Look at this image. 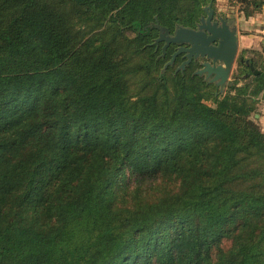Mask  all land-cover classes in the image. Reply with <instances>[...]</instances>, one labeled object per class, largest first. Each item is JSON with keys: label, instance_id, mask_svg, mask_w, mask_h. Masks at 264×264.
Segmentation results:
<instances>
[{"label": "trees", "instance_id": "1", "mask_svg": "<svg viewBox=\"0 0 264 264\" xmlns=\"http://www.w3.org/2000/svg\"><path fill=\"white\" fill-rule=\"evenodd\" d=\"M210 1L0 0V264H264V45L156 42Z\"/></svg>", "mask_w": 264, "mask_h": 264}, {"label": "water", "instance_id": "2", "mask_svg": "<svg viewBox=\"0 0 264 264\" xmlns=\"http://www.w3.org/2000/svg\"><path fill=\"white\" fill-rule=\"evenodd\" d=\"M204 10L206 15L200 17L198 28L178 26L173 34H169V28L163 27L156 42L165 41L162 47L164 51L172 42L189 43L188 46L180 45L168 62L173 63L179 53L185 52L186 59L180 64L181 68H185L193 56H206L212 61H205L204 66L196 72L201 74L206 72L207 78L212 75L209 80L223 86L229 81L238 54V32L236 26L231 25L226 18H222L220 24L213 20L215 10L213 0L204 6ZM216 40L218 43L213 44L212 42ZM251 67L254 68V65L251 64Z\"/></svg>", "mask_w": 264, "mask_h": 264}, {"label": "crops", "instance_id": "3", "mask_svg": "<svg viewBox=\"0 0 264 264\" xmlns=\"http://www.w3.org/2000/svg\"><path fill=\"white\" fill-rule=\"evenodd\" d=\"M254 15L255 14H250V15L234 14L231 17L232 20L231 25H234L237 28L239 47L241 46L246 47V52L247 49H251V48L262 49L261 47L264 45V15H258L259 21L261 22H258L256 26L254 25L255 24L254 23L255 19L253 18ZM242 18L243 20H245V23L242 21ZM250 28H253L254 31H257V33L250 31ZM253 43H256V45L252 46ZM263 57H264V53H263ZM259 109H260L259 119L264 129V101L260 104Z\"/></svg>", "mask_w": 264, "mask_h": 264}, {"label": "rangeland", "instance_id": "4", "mask_svg": "<svg viewBox=\"0 0 264 264\" xmlns=\"http://www.w3.org/2000/svg\"><path fill=\"white\" fill-rule=\"evenodd\" d=\"M244 1H246V0H243V1L242 0H214L213 5H214L215 10L222 12L225 15H230L232 17L233 13L238 14V15L245 14L244 11H242V7L245 3ZM248 1H253V0H248ZM253 14H255L253 18L255 19L254 25L256 26V24H258V22H261V21H259L258 15H264V9L261 8L259 10H256L253 12ZM242 21L245 23V20H243V18H242ZM250 31L257 33V31H254L253 28H250ZM255 45H256V43L252 44V46H255ZM245 55H247L246 47H243V46L239 47L238 59L240 56H245ZM238 59H236L234 66H233V69L236 68ZM262 68H264V64L262 65ZM233 69H232V71H233ZM231 78H232V75H230L229 81ZM226 84H224L223 86H219L220 91H225ZM208 102L211 103L212 101L208 100ZM259 112H260V109H259ZM258 117H259V114H258Z\"/></svg>", "mask_w": 264, "mask_h": 264}, {"label": "flooded vegetation", "instance_id": "5", "mask_svg": "<svg viewBox=\"0 0 264 264\" xmlns=\"http://www.w3.org/2000/svg\"><path fill=\"white\" fill-rule=\"evenodd\" d=\"M215 9V8H214ZM202 15H206V13H204V14H202ZM201 15V16H202ZM234 15V14H233ZM222 18H226L227 19V21L230 23V24H232L231 22H232V20H231V16L230 15H225V14H223L222 12H219V11H217V10H214V17H213V20H216V21H218V23L220 24L221 23V20H222ZM200 23V20L197 22V24H196V26L195 27H193V28H198V24ZM170 34H173V33H170ZM213 44H217L218 43V40H216V41H214V42H212ZM180 45H185V46H188V45H190L189 43H177V45H176V49L180 46ZM175 49V50H176ZM182 57H183V60L184 59H186V56H184L186 53L185 52H181V53H179ZM236 59H238V54H237V57H236ZM207 60H210V61H212V59H208L206 56H198V57H194L193 56V59L190 61V63L191 62H196L198 65H197V67H196V70L197 69H199V68H201V67H203L204 66V62L205 61H207ZM189 63V64H190ZM205 76H206V72H204L203 73ZM212 76V75H211ZM210 76V77H211ZM209 77V78H210Z\"/></svg>", "mask_w": 264, "mask_h": 264}]
</instances>
